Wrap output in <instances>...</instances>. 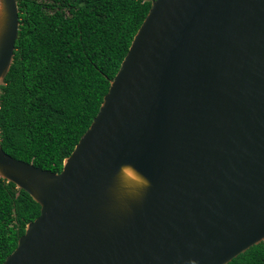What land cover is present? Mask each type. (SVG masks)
Listing matches in <instances>:
<instances>
[{"label": "water", "instance_id": "1", "mask_svg": "<svg viewBox=\"0 0 264 264\" xmlns=\"http://www.w3.org/2000/svg\"><path fill=\"white\" fill-rule=\"evenodd\" d=\"M144 1L59 172L0 143V178L40 205L1 264H227L264 241V0ZM18 12L0 0V91ZM122 165L130 186L138 169L150 187L121 194Z\"/></svg>", "mask_w": 264, "mask_h": 264}, {"label": "trees", "instance_id": "2", "mask_svg": "<svg viewBox=\"0 0 264 264\" xmlns=\"http://www.w3.org/2000/svg\"><path fill=\"white\" fill-rule=\"evenodd\" d=\"M19 30L0 91V143L16 159L59 172L90 125L131 40L144 0H17ZM40 205L0 178V264ZM227 264H264V241Z\"/></svg>", "mask_w": 264, "mask_h": 264}, {"label": "clouds", "instance_id": "3", "mask_svg": "<svg viewBox=\"0 0 264 264\" xmlns=\"http://www.w3.org/2000/svg\"><path fill=\"white\" fill-rule=\"evenodd\" d=\"M126 167H131V166L122 165L116 174L115 180H116L117 188L121 194L129 195V196L140 195L143 190H146L147 188L150 187L151 182L146 176L140 173L139 170L137 169V174L141 176V182L135 186H130L123 174V169ZM185 264H199V261L196 259H189L188 261L185 262Z\"/></svg>", "mask_w": 264, "mask_h": 264}]
</instances>
